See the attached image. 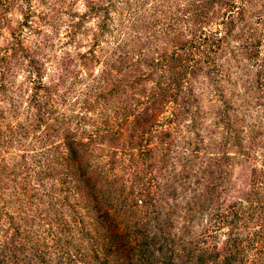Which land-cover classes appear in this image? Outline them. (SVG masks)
<instances>
[{"label": "rangeland", "instance_id": "1", "mask_svg": "<svg viewBox=\"0 0 264 264\" xmlns=\"http://www.w3.org/2000/svg\"><path fill=\"white\" fill-rule=\"evenodd\" d=\"M152 93L153 105L142 104ZM55 120L66 133L96 137L93 157L112 171L109 189L150 193L132 199L129 214L114 203L112 231L130 244L119 238L98 258L90 245L101 218L91 204L89 217L76 207L78 220L72 201L73 209L46 210L35 173L58 157L61 133L45 128H58ZM141 122L150 132L140 136ZM132 135L153 153L141 172L130 164L140 159ZM65 223L71 235L59 238ZM58 240L75 261L86 255L73 264L129 263L125 243L142 245L137 264L165 262L173 246L181 264L194 245L219 261L231 253L264 264V0H0V264L57 263L45 246Z\"/></svg>", "mask_w": 264, "mask_h": 264}, {"label": "trees", "instance_id": "2", "mask_svg": "<svg viewBox=\"0 0 264 264\" xmlns=\"http://www.w3.org/2000/svg\"><path fill=\"white\" fill-rule=\"evenodd\" d=\"M196 42L198 43V41ZM196 42L192 41V45L197 44ZM165 58L167 61L166 56ZM103 76H102V79L104 82L102 84H107V86L108 85L114 86L113 81L109 79V75L108 76L106 75L104 77ZM102 84H100V86L103 88ZM94 89L96 88L94 85H92L88 89L89 91H87V95L90 96L89 95L90 92H93ZM122 94H125V93L123 92ZM98 95H101V93L98 92ZM142 98H143L142 104L144 102L145 104H149L152 106L154 103L152 102V100H155L154 98L156 97L152 93ZM125 102H127V99L126 100L120 99L121 105ZM43 104L44 105L37 106L36 111L39 114H41L40 112H42L41 110L42 108L47 107L48 103L44 102ZM137 105L138 104H135L134 106L136 107ZM118 109L119 108H114V110H116L115 112H117ZM150 109H151L150 107H145L143 110L149 111ZM45 113H47L46 116L44 114H41L45 119L42 116L39 117L38 121L40 123L46 122L48 120L49 112L47 111ZM114 116L116 118L119 117L118 112ZM137 118H138L137 121H140L141 119L143 121H148L149 119L148 115H146L145 118L143 119V117L142 118L140 117V114L137 115ZM55 121H57L58 123V128L54 126H48V125H46L45 128L47 130L52 128L53 129L52 131L56 132L57 134L61 133L60 135L63 139L60 142V144L57 145L58 146L57 149L59 151L54 150V153L59 152L58 157L56 160L50 161L49 166L45 167V169H43L39 173H35L36 176H42V179L45 182V185H44V189H46L45 198L48 200L47 204L49 205L46 210L47 211L50 209L53 210L54 207L56 205H60V203H61V207H68L70 209H73V206H71V203H70L72 201L74 203V211H72V213L74 215L73 219L75 220L79 214L80 215L78 217L80 218L82 217L81 212H79L78 214V210L76 209L77 206L83 205L82 212L85 213L88 217L91 215V207H92L94 212L98 216H100L99 218H101V225H100L101 231L100 232L102 233V235L98 234L99 236L98 238H100L101 240L97 241L98 238L94 239L93 242L95 244L93 245L91 243L90 245L91 248L93 247L94 254L98 258H99V255H98L99 250L100 251L107 250V252L108 251L113 252L114 250L118 249L119 246L117 242L119 238L123 242H128V244H130L128 240L124 241L123 237H119V234H115L112 231V229H116L115 226L118 227V225H116V223L113 221L114 218L111 217V215L115 214L116 212H119L118 208L114 207L115 206L114 203L115 201L120 200L118 204L121 203V205H123V207L126 210L125 213L129 214V210L126 207L131 205L130 203L131 200L138 199V196H146L150 198V193H146L144 189L140 188L138 191V196H133L131 193H129V195L127 194V196H123V194L122 196H120L118 193L119 191L118 188L109 189V185L110 187L111 186L114 187L113 186L114 183L110 182V179H109V177L112 176L111 175L112 171L109 172V170L105 169V166H103L102 164H99L97 160H95L94 158L95 156L93 155V151L95 149L93 148L92 144L94 142V139H96V137H90L89 139H85L82 136H77L76 131L74 135L66 133V131L68 130L67 127H69V125L66 127V123L64 122L59 123L58 120H55ZM102 125L106 127L104 132H107L109 134L112 131V129L110 130L107 124L103 123ZM138 125H139L140 131L138 127H137V130L139 131L140 136L142 134H147L150 132L148 122L146 123L141 122V123H138ZM135 130H136V126H135ZM136 132L137 131H135V133ZM109 135H108V138H109ZM134 135L131 136V141H132V146H133L132 148H134V150L137 151L138 154L136 153L135 155L139 157L140 159H135V160L131 159L132 161L130 162V164L134 168L135 171L141 172V171H144V169H141V168H143V165H142L144 164L143 161L146 160L145 155L148 154L147 156L148 158H153V153H152V150L149 149L148 145L144 146V144H142L140 141H135V139L133 140ZM46 136L49 139L51 138L50 134H47ZM99 139H101V137H99ZM109 140L111 139H108V141ZM149 141L150 139H148V142ZM114 143L121 144L118 138L115 139ZM220 160L221 159H216V163L218 164ZM140 161H142V163ZM52 164L54 166H52ZM12 171L13 170L11 169L10 172ZM217 175H220L219 170H217ZM9 176L10 178L14 177L16 176V173L13 172ZM50 179L55 180L57 185L50 184ZM15 180L16 179L14 178V180L12 179L11 182L13 183L15 182ZM48 188L51 189V192L56 194L57 197L53 195H49ZM150 199H153V198H150ZM90 204H91V207H90ZM66 223H65L66 226H63L62 227L63 229H61L63 233L61 234L57 233V236H59V238L61 236L71 235V233L68 232V230H66L68 228V225ZM82 231H85V234L88 235L89 232H92L95 230H91L89 226H84L82 228ZM79 242L80 243L78 245L79 247H81L82 244L85 242V239H82ZM125 246L126 248L122 250L124 251V255H126L125 258H127V260L129 261V263H126V264L139 263V259H137L136 255H138L139 252L142 250V245L138 249H132L130 247H127V243H125ZM50 248L57 250L58 254H60V256H57L56 258L58 259L57 263H54V264H65V263L73 264L77 262H83L86 258V255L83 256L82 255L83 253H82L81 256L83 257L75 261L77 254L72 253L69 250L70 247L68 245H62L60 240H58L51 247H49V245L48 247L45 246L46 251L47 249H50ZM159 249L161 250V248ZM79 251L81 250L78 249V252ZM172 251L173 253L170 251L169 256H167L164 259L165 262H160L157 264H177L175 259L183 258L181 255L179 257V254L182 252V250L180 248L177 249V247L173 246ZM188 251L190 252L184 253V256L187 258V260L186 261L182 260L181 264H241L240 261L238 262L235 261V257L231 253L228 256H225L222 260L220 259L219 261L218 255H215L213 251L209 252L207 250H204L202 247H199L198 245L192 246V248L189 249ZM159 254L161 255V253ZM168 259L172 260V262L171 263L168 262ZM96 261H99V262H96ZM95 262L97 264L98 263L99 264H112L111 261L107 257H102V259L101 258L96 259Z\"/></svg>", "mask_w": 264, "mask_h": 264}]
</instances>
